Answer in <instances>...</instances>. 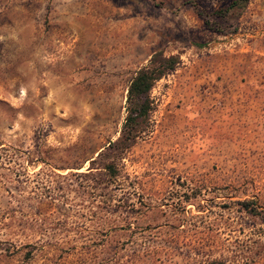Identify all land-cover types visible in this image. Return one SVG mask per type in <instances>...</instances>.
<instances>
[{"label":"rangeland","instance_id":"1","mask_svg":"<svg viewBox=\"0 0 264 264\" xmlns=\"http://www.w3.org/2000/svg\"><path fill=\"white\" fill-rule=\"evenodd\" d=\"M227 1L0 0V264H264V0Z\"/></svg>","mask_w":264,"mask_h":264},{"label":"trees","instance_id":"2","mask_svg":"<svg viewBox=\"0 0 264 264\" xmlns=\"http://www.w3.org/2000/svg\"><path fill=\"white\" fill-rule=\"evenodd\" d=\"M247 0H229L221 7L206 12L203 9H197V14L203 19V24L207 28H216L212 25L211 18L217 22L227 21L232 15L241 12L246 6ZM177 58L161 56L153 53L150 56L148 66L139 68L130 78L125 93L124 118L121 124L119 136L109 143L111 152H122L126 150L137 137L138 131L142 124L148 123L149 113L152 109L150 90L156 80L165 73L174 69ZM113 160V159H111ZM94 159L90 160L92 163ZM89 167L88 169H91ZM102 169L109 176H116L118 168L115 163H104ZM254 215H258L252 209Z\"/></svg>","mask_w":264,"mask_h":264}]
</instances>
